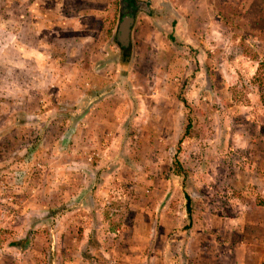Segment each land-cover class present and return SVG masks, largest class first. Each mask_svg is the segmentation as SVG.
Wrapping results in <instances>:
<instances>
[{
	"label": "rangeland",
	"instance_id": "374dc122",
	"mask_svg": "<svg viewBox=\"0 0 264 264\" xmlns=\"http://www.w3.org/2000/svg\"><path fill=\"white\" fill-rule=\"evenodd\" d=\"M104 1L0 0V264H263L264 0Z\"/></svg>",
	"mask_w": 264,
	"mask_h": 264
},
{
	"label": "water",
	"instance_id": "95a60500",
	"mask_svg": "<svg viewBox=\"0 0 264 264\" xmlns=\"http://www.w3.org/2000/svg\"><path fill=\"white\" fill-rule=\"evenodd\" d=\"M122 1V0H121ZM124 3L121 4V7H123ZM125 10L122 8L121 13H120V17H119V26L117 29V33H118V38L119 41L126 43L128 38H129V33L131 31V25H132V19L131 17L128 16H122L124 15Z\"/></svg>",
	"mask_w": 264,
	"mask_h": 264
},
{
	"label": "trees",
	"instance_id": "16d2710c",
	"mask_svg": "<svg viewBox=\"0 0 264 264\" xmlns=\"http://www.w3.org/2000/svg\"><path fill=\"white\" fill-rule=\"evenodd\" d=\"M169 39L171 40V42L173 43H176V40L174 38V36L172 34L169 35ZM129 60H130V57L128 55L126 56H123L122 60L119 62L122 66L123 69H125V67L129 64ZM179 100L185 105L187 106L188 103L186 101V99L181 95L179 94ZM262 103L264 104V97H262ZM185 198H186V213H187V217L188 219H191V212H192V209H191V198L188 194H185ZM191 224L188 225V228H190ZM264 264V263H263Z\"/></svg>",
	"mask_w": 264,
	"mask_h": 264
},
{
	"label": "crops",
	"instance_id": "0c3cea01",
	"mask_svg": "<svg viewBox=\"0 0 264 264\" xmlns=\"http://www.w3.org/2000/svg\"><path fill=\"white\" fill-rule=\"evenodd\" d=\"M208 1V0H207ZM86 3L88 4V3H90L91 4V8H90V10L92 11V14L91 13H89L90 14V17L89 18H92V20H94V25H96L97 23H95V20H98V21H100V17L98 18L97 16H98V12L96 11L97 10V8L99 7V6H101V8H103L104 7V4H105V1L104 0H86ZM84 15H85V13H84ZM97 15V16H96ZM86 19H88V17L86 16ZM100 27V26H99ZM99 27H95L97 30L99 29ZM222 66H229L228 64H222L221 65V67ZM209 72V74H210V76L212 75V71L210 72V71H208ZM221 72V70H217L214 74H213V76H217V75H219V73ZM251 73L252 74H254V70H253V72H252V70H251ZM217 78H220V76H218ZM261 101H262V99H261ZM261 104L262 105H264L262 102H261ZM264 107V106H263Z\"/></svg>",
	"mask_w": 264,
	"mask_h": 264
},
{
	"label": "flooded vegetation",
	"instance_id": "af4514ba",
	"mask_svg": "<svg viewBox=\"0 0 264 264\" xmlns=\"http://www.w3.org/2000/svg\"><path fill=\"white\" fill-rule=\"evenodd\" d=\"M132 2H133V5L131 4ZM139 7L140 6L137 4V1H135V0H124L123 9L125 10V13L122 16L131 17V19L134 21L135 20V17H134L135 12H133V10L136 11L137 9H139ZM133 21H132V23H133Z\"/></svg>",
	"mask_w": 264,
	"mask_h": 264
}]
</instances>
